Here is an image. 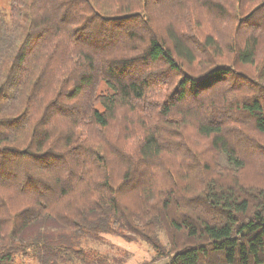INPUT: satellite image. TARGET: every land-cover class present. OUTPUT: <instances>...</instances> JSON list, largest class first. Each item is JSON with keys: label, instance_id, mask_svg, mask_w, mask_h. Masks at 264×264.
<instances>
[{"label": "trees", "instance_id": "trees-1", "mask_svg": "<svg viewBox=\"0 0 264 264\" xmlns=\"http://www.w3.org/2000/svg\"><path fill=\"white\" fill-rule=\"evenodd\" d=\"M101 234L264 264V0L0 9V264Z\"/></svg>", "mask_w": 264, "mask_h": 264}, {"label": "rangeland", "instance_id": "rangeland-1", "mask_svg": "<svg viewBox=\"0 0 264 264\" xmlns=\"http://www.w3.org/2000/svg\"><path fill=\"white\" fill-rule=\"evenodd\" d=\"M9 0H0V9L8 10ZM106 84L101 83L100 88ZM167 253V237L159 233ZM83 254L75 259L76 264H163L166 258L155 259L156 252L140 239L125 240L111 234L85 238L81 242ZM20 264H36L34 259H18Z\"/></svg>", "mask_w": 264, "mask_h": 264}]
</instances>
